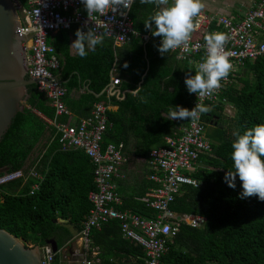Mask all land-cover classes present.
Masks as SVG:
<instances>
[{
	"label": "trees",
	"instance_id": "obj_1",
	"mask_svg": "<svg viewBox=\"0 0 264 264\" xmlns=\"http://www.w3.org/2000/svg\"><path fill=\"white\" fill-rule=\"evenodd\" d=\"M29 1L20 0L25 7ZM154 8V5L141 4L139 0H135L131 8L134 29L140 35L151 37L149 41H143L141 36H134L130 42L139 48L137 53L142 57L129 62L130 66L138 68L132 71L137 77L133 81L139 83L149 67L150 75L145 78L138 95L128 94L123 101L109 97L106 92L101 97L91 92L82 93L79 98L76 96L82 85L96 93L109 88L117 59L113 40L105 38L102 45L81 58L71 54L70 31H61L48 38L60 60V68L54 74L59 81H67L62 84L67 89L64 101L73 113V124L90 117L99 103L119 106L116 112H108L112 128L104 134L102 149L123 143L126 152L132 133L141 138L138 151L149 159V164L151 151L166 147L165 138L181 136L182 128L189 124L188 120H179L181 123L170 120L168 108L180 105L190 110L194 98V94L187 91L184 78L175 92L163 90L167 73L155 69L159 70L165 63L159 60L149 66L143 59L145 49L150 54L149 50L159 45L160 37H153L143 24ZM165 55H171L170 59L175 56L171 51ZM202 58L200 55L194 59ZM185 63L187 68L192 67L191 74L194 75V65ZM229 76L231 82L225 86L219 100L208 106L211 108L209 113L203 114L206 130L211 126L213 131L209 137L212 150L200 157L199 163L203 167L193 174L201 181V186H183L171 205L176 212L205 217L206 224L202 228L183 225L178 236L168 243L169 250L163 256L162 264H264V201L257 196L241 198L243 189L239 177L235 188L229 187L224 180L225 173L233 168L230 155L233 132H243L264 123V58L246 61ZM175 79L168 80L165 86H175ZM129 87L136 89L133 85ZM28 91L24 110L17 114L0 143V171L9 168V172H28V168L36 166L42 180L19 179L0 187V229L28 246L43 247L55 240L62 248L72 235L57 220H68L81 229L92 208L88 196L96 189L95 166L81 149L62 150L57 130L40 116L55 118L51 102L39 91L37 84L29 86ZM140 97H145L148 102L142 103ZM228 105L235 107L236 113L226 120L223 112ZM59 121L68 122L69 118L62 117ZM152 173L151 168L149 176ZM36 182L40 187L32 193ZM154 187L152 181L145 179L136 195L126 197L121 194L123 204L120 209L155 218L156 211L142 201ZM92 240V246L100 249L97 264H128L132 259L135 260L133 264H145V250L123 239L118 220L110 221L101 230H94Z\"/></svg>",
	"mask_w": 264,
	"mask_h": 264
},
{
	"label": "built area",
	"instance_id": "obj_2",
	"mask_svg": "<svg viewBox=\"0 0 264 264\" xmlns=\"http://www.w3.org/2000/svg\"><path fill=\"white\" fill-rule=\"evenodd\" d=\"M20 16V28L24 37L28 77L37 80L38 89L44 93L55 109V118L40 116L53 126L60 135L59 142L62 150H83L92 160L96 189L89 193L92 208L83 221L79 234L63 248L55 252L51 244L41 247V264H96L100 262V251L92 246V233L101 230L112 220L121 222V234L128 240L145 250V264H162V258L167 254L168 243L178 236L183 225L192 228H202L207 219L200 215L179 213L172 210L171 205L183 186H201V181L193 174L202 168L199 163L202 155L211 152L212 147L206 136V123L203 114L198 121H189L182 128L179 137H167L166 147L157 148L150 153V167L153 173L149 176L156 187L149 189L142 199L146 205L156 211L155 218H144L130 210H121L122 196L118 192L116 179L121 177L128 158L124 152L125 145L110 144L102 149L104 134L112 128L108 112L111 110L107 103L95 106L92 115L83 118L78 124H73V113L65 104L67 89L59 83L54 71L60 68V60L54 47L48 43V38L61 31H70L78 26L84 31L96 28L103 34L104 39L114 41L115 47L131 42L134 36H141L143 41H149L147 34L140 35L133 27L130 11L120 16L109 12L103 17L94 14L95 21L89 20L80 0H30L25 7L20 0H12ZM135 2V0H134ZM134 4V3H133ZM132 4V6H133ZM131 6V8H132ZM39 9V15L36 10ZM115 16V18H113ZM87 21V27H84ZM96 23V24H95ZM196 30L192 33L190 51L182 49L171 52L180 60L188 61L196 68L201 62L196 56H204V36L211 32H224L229 40L226 50L230 52L233 65V75L246 61L264 58V0L249 10L239 23L230 18L214 15L202 10L196 18ZM137 33V34H134ZM160 39L158 42L160 43ZM221 81V87L211 96L202 101L194 94L192 107L196 102L206 106L216 103L221 97L225 86L231 79ZM120 79H115L118 85ZM190 109V110H191ZM62 117H68V122H60ZM36 166L24 170L0 174V187L19 179L30 178L42 180L36 171ZM198 185V186H197ZM39 183L32 186V193L38 190ZM61 257V258H60Z\"/></svg>",
	"mask_w": 264,
	"mask_h": 264
},
{
	"label": "clouds",
	"instance_id": "obj_3",
	"mask_svg": "<svg viewBox=\"0 0 264 264\" xmlns=\"http://www.w3.org/2000/svg\"><path fill=\"white\" fill-rule=\"evenodd\" d=\"M89 20L95 21L94 14L101 18L109 12L124 16L131 11L134 0H80ZM141 4L154 5L143 24L146 31L153 37H160L156 45L163 56L169 51L182 49L190 51L192 33L196 30V18L204 8L203 0H139ZM39 15V9L36 10ZM115 18V16H113ZM96 24V23H95ZM84 27H87L85 21ZM96 28H78L76 39L70 46L81 58H86L89 51H94L97 45H102L104 36ZM137 34V33H134ZM229 37L224 32H211L204 36L203 48L205 55L196 65L195 74H186L184 83L189 94L195 93L197 100L211 96L221 87V81L227 79L233 65L230 52L226 50ZM124 67H128L125 63ZM142 87L132 92L139 94ZM142 103H147L145 97H140ZM211 108L202 102H196L191 110L180 105L170 106L168 115L170 120H188L196 122L201 114H207ZM231 143V160L233 168L225 173L224 180L229 187L235 188L236 178L242 185L241 198L257 196L264 201V123L256 124L243 132H233ZM198 186V185H197Z\"/></svg>",
	"mask_w": 264,
	"mask_h": 264
},
{
	"label": "water",
	"instance_id": "obj_4",
	"mask_svg": "<svg viewBox=\"0 0 264 264\" xmlns=\"http://www.w3.org/2000/svg\"><path fill=\"white\" fill-rule=\"evenodd\" d=\"M24 41L20 16L12 0H0V143L17 114L24 110L29 99L28 87L37 84V80L27 75ZM59 83L66 84L67 81ZM111 87L119 92L115 89L116 85L113 84ZM81 90L91 92L96 97H101L107 92L104 90L96 93L87 85H82ZM9 170L5 168L0 173ZM57 222L69 230L73 238L79 234L78 229L69 221L59 219ZM48 244L58 252L59 245L55 240ZM41 252H44L41 247H30L8 231L0 229V264H41Z\"/></svg>",
	"mask_w": 264,
	"mask_h": 264
},
{
	"label": "crops",
	"instance_id": "obj_5",
	"mask_svg": "<svg viewBox=\"0 0 264 264\" xmlns=\"http://www.w3.org/2000/svg\"><path fill=\"white\" fill-rule=\"evenodd\" d=\"M261 0H203L204 8L203 11L218 15V16H224L230 18L234 23H239L244 18L245 14L253 9L258 2ZM78 26H75L70 30V46L72 45L73 41L76 39L75 32L78 29ZM261 40H264V35H261L259 37ZM97 47V46H96ZM116 50V66L113 69V75L111 79V84L107 90V94L109 97H115L117 101H123L126 99L128 94L133 93L132 89L129 87L130 85L137 87H142L145 83V78L150 75L148 72H150V67L147 69L145 73H143L142 78L139 83H134V78H137L136 75L132 74V71L134 69H138L137 67H132L129 65V62L131 60H138L139 56L141 55L137 53L139 48L132 44L128 43L126 45L115 47ZM96 49V48H95ZM71 54L73 56L77 55L76 51L70 47ZM150 54L147 49H145L143 56V59H146L149 63L154 65L155 62L162 60L165 64L159 68V70H156L157 72L161 73H167L166 78L164 79V83L162 84V89L166 90L170 93L175 92V88L181 87V80L182 78L185 79L186 74H191L192 67L187 68L186 61L178 59L176 56L174 58H171L167 55H161L157 48H151ZM133 53V55H132ZM142 58V57H141ZM125 63H127L128 67H124ZM150 66V65H149ZM192 66V65H191ZM194 67V66H193ZM158 73V74H159ZM192 75V74H191ZM176 78L174 82L176 83L175 86H165V83L170 80ZM115 79H120V82L118 85L114 83ZM116 85L119 92L117 90L112 89V85ZM83 92L80 90L76 96L79 98L80 95ZM135 94V93H133ZM110 105L111 111L116 112L119 109V106L116 105ZM178 123L179 120H176ZM181 123V122H180ZM212 124V123H211ZM210 124V125H211ZM181 129V128H180ZM172 137V136H168ZM167 138V137H166ZM165 138V141H166ZM141 138L137 137L136 135L130 133L129 138V144L126 147V156L128 158V163L124 166L122 170L121 177L116 180V183L118 185V192L120 195L126 197H132L138 193V190L140 189V185L145 179H149V173L151 171V167L149 164V159L144 158L142 155V152L138 151L137 145L140 144ZM142 151V150H140ZM205 167V166H204ZM121 195V196H122ZM123 201V200H122ZM143 201V200H142ZM123 204V203H122ZM122 206V205H121ZM120 206V208H121ZM124 210V209H121ZM131 211V210H130ZM146 218V217H144ZM152 219V218H148ZM68 221V220H67ZM70 222V221H69ZM71 223V222H70ZM72 224V223H71ZM73 225V224H72ZM75 227V226H74ZM76 228V227H75ZM78 229V228H76ZM80 231V229H78ZM73 239V237H72ZM67 244V243H66ZM65 244V245H66ZM93 244V240H92ZM64 245V246H65ZM63 246V247H64ZM62 247V248H63ZM96 247V246H94ZM99 249V247H97ZM61 249V248H59ZM100 251V249H99ZM125 261V260H123ZM135 262L134 259L129 260L128 264H133ZM97 264V263H96Z\"/></svg>",
	"mask_w": 264,
	"mask_h": 264
},
{
	"label": "rangeland",
	"instance_id": "obj_6",
	"mask_svg": "<svg viewBox=\"0 0 264 264\" xmlns=\"http://www.w3.org/2000/svg\"><path fill=\"white\" fill-rule=\"evenodd\" d=\"M235 113H236L235 107H233L232 105H228V106L225 107L223 115H224L225 119L227 120V119L233 118ZM212 131H213V128L211 126H209L207 128V130H206V136H207L208 139H209L210 134L212 133ZM30 247H33V246L30 245Z\"/></svg>",
	"mask_w": 264,
	"mask_h": 264
},
{
	"label": "flooded vegetation",
	"instance_id": "obj_7",
	"mask_svg": "<svg viewBox=\"0 0 264 264\" xmlns=\"http://www.w3.org/2000/svg\"><path fill=\"white\" fill-rule=\"evenodd\" d=\"M71 240H72V239H71ZM71 240H70V241H71Z\"/></svg>",
	"mask_w": 264,
	"mask_h": 264
}]
</instances>
